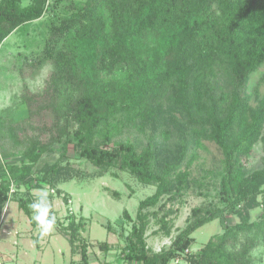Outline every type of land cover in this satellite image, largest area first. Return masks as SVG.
Returning a JSON list of instances; mask_svg holds the SVG:
<instances>
[{"label":"trees","instance_id":"trees-1","mask_svg":"<svg viewBox=\"0 0 264 264\" xmlns=\"http://www.w3.org/2000/svg\"><path fill=\"white\" fill-rule=\"evenodd\" d=\"M64 1L50 5L47 0H34L23 7L21 0H3L0 48L17 28L46 12L54 13ZM70 11L61 20L54 17L43 49L16 68L23 81L36 79L48 65L52 70L41 91L33 93L25 87L22 98L28 116L0 120V222L8 201L16 196L17 191L9 196L13 184L16 190L18 183L29 190L47 185L56 189L52 178L57 170L47 171L43 178L35 175L47 163L45 154L65 156L66 146L76 143L81 158L95 172L116 167L156 187L139 204L136 222L126 236V260L256 264L252 252L264 238V96L254 108L249 84L264 63V0H86ZM128 93L141 98L147 115L143 125L149 124L153 132L172 127L183 135L196 128L224 156L220 203L212 200L193 209L186 228L160 253L150 251L146 235L152 218L165 223L162 231L167 232L168 213L161 214L163 205L154 209L163 198L175 200L181 195L186 151L198 132L183 136L189 139L177 147L173 162L161 153L165 143L150 140L142 149L133 143L114 144L108 134L98 139V128L106 120L101 115L104 107L116 104L113 94L123 99ZM260 143L262 155L252 165ZM13 148L22 153L18 163L12 162L17 157ZM259 196L263 211L252 221L250 209L260 205ZM52 197L49 194L47 199ZM64 200L68 202L66 196ZM20 208L32 215L29 201L21 200ZM228 214L238 216L240 222L226 225L200 255L192 254V235ZM127 219H131L128 214ZM54 226L66 234L71 255H80V262L71 264H89V246L81 236L84 220L72 214L63 221L55 219ZM253 233L255 239L250 238ZM99 245L109 250L107 242Z\"/></svg>","mask_w":264,"mask_h":264},{"label":"rangeland","instance_id":"rangeland-1","mask_svg":"<svg viewBox=\"0 0 264 264\" xmlns=\"http://www.w3.org/2000/svg\"><path fill=\"white\" fill-rule=\"evenodd\" d=\"M3 0H0V3ZM55 0H47L51 5ZM34 0H21L23 7L32 4ZM86 0H65L56 8L55 12H46L38 20L32 21L17 28L8 38L2 42L0 48V120L13 119L20 121L27 114V107L23 102L25 87L35 93L41 91L45 85L47 76L52 70L51 66L44 67L36 79L23 81L17 75L16 68L26 59L33 60L39 53L54 24L52 21L56 16L60 20L68 17L71 13L70 7H82ZM159 63V59L157 60ZM249 93L252 96V105L257 107L264 96V63L259 70L251 76ZM132 97H135L132 99ZM116 104L104 107L101 115L105 117L98 128L97 138L103 140L107 134L112 138L114 144L119 142L133 143L136 146L147 148L150 140L165 143L163 156L174 161L177 147L186 144L189 138L185 134H191L194 130L198 132L197 140L188 145L184 166L181 172L186 173L181 195L175 200L163 198L157 211L163 205V215L167 232L162 231L164 224L152 218V224L146 235L149 249L152 253H160L168 250L176 236L186 228L188 218L193 209L204 206L214 200L220 203L222 197L221 180L225 174L222 150L214 143L203 138L202 131L194 128L189 129L182 135L172 127L159 129L156 132L145 123L147 117L141 98L127 94L121 99L113 94ZM126 99V101H125ZM125 102V104H124ZM141 104V105H140ZM142 106V108H141ZM65 147V144L62 145ZM263 145L256 146L258 157L252 158L251 164L255 165L262 155ZM15 156L12 162L18 163L22 160V153L13 148ZM46 164L42 170L35 175L43 178L47 171L57 170L52 178L54 187L61 192V196H53L48 200L53 217L63 221L70 212L77 219L80 217L86 223L85 230L81 233L83 243L89 246V264H133L126 260L129 247L126 236L131 232L133 223L136 222L138 207L141 201L152 196L156 187L140 183L133 175L116 167L107 173L95 172V170L80 156V148L76 143L66 146V154L46 156ZM174 158V159H173ZM48 187L29 190L26 186H17L16 196L8 201L3 210V219L7 214V220H15L17 229L7 227L10 234H4L0 229V261L2 264H71L80 262V255H71V246L66 234L58 227L53 226L47 234H42L39 225L33 219V210L30 205L35 202L42 193L49 195ZM66 196L68 201L64 200ZM29 201L31 216H27L20 208V201ZM259 206L250 209L251 220L261 216L262 196L258 197ZM127 214L130 220L127 219ZM3 221V220H2ZM238 216L221 215L215 221L205 225L196 231L192 238L194 243L190 252L200 255L202 250L216 237L225 232L226 225L239 223ZM7 230V229H6ZM257 236L253 233L251 239ZM26 239L27 242L22 240ZM31 243L32 247H29ZM107 242L109 247L104 251L99 243ZM77 251L80 253V243ZM252 255L256 264H264V238L261 237L258 246ZM124 260V261H123ZM170 264H176L172 261ZM179 264H187L181 261Z\"/></svg>","mask_w":264,"mask_h":264},{"label":"clouds","instance_id":"clouds-1","mask_svg":"<svg viewBox=\"0 0 264 264\" xmlns=\"http://www.w3.org/2000/svg\"><path fill=\"white\" fill-rule=\"evenodd\" d=\"M30 207L33 210V219L41 228L42 234H47L55 224V218L50 217V204L47 199V193H42Z\"/></svg>","mask_w":264,"mask_h":264},{"label":"crops","instance_id":"crops-1","mask_svg":"<svg viewBox=\"0 0 264 264\" xmlns=\"http://www.w3.org/2000/svg\"><path fill=\"white\" fill-rule=\"evenodd\" d=\"M2 216H3V213H2ZM15 220H16V219H13L12 221L7 220V214L5 215V219H3V221H2V232H4V234H10L9 229H8L7 227H9V228L13 227V228L17 229V231H15L14 233L18 232V226H17V223H15ZM6 229H7V230H6ZM17 236H18V237L20 236V235H19V232H18ZM22 241H23V242L25 241V242H27V244H28V241H27L26 239H24V240H22ZM29 244H30L29 247H32V245H31L30 242H29ZM71 262H72V261H71Z\"/></svg>","mask_w":264,"mask_h":264},{"label":"built area","instance_id":"built-area-1","mask_svg":"<svg viewBox=\"0 0 264 264\" xmlns=\"http://www.w3.org/2000/svg\"><path fill=\"white\" fill-rule=\"evenodd\" d=\"M47 187H48V191H49V194H51V195H55V196H59L58 195V193H57V189H54V188H51L50 186H48L47 185ZM16 192V188H15V185L13 184L12 185V187H11V190H10V194H9V196H10V198H11V196H12V194H14ZM62 195V194H61ZM60 195V196H61ZM62 197H64L65 198V196H62ZM68 202H70V201H68ZM73 213L72 212H70V215H72ZM68 216H69V214H68ZM2 220H3V217H2ZM2 220H1V222H0V229H2ZM187 253H188V251H187ZM182 260L181 259H176L175 260V263L176 264H179L180 262H181ZM0 264H2V262L0 261Z\"/></svg>","mask_w":264,"mask_h":264}]
</instances>
